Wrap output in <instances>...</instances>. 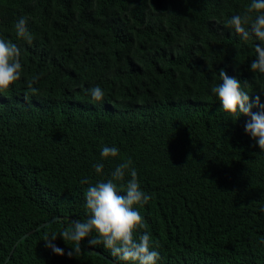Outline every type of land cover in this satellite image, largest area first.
Listing matches in <instances>:
<instances>
[{"label": "trees", "instance_id": "obj_1", "mask_svg": "<svg viewBox=\"0 0 264 264\" xmlns=\"http://www.w3.org/2000/svg\"><path fill=\"white\" fill-rule=\"evenodd\" d=\"M247 3L0 0V36L18 45L23 66L21 79L0 93V264H125L87 239L69 258L72 242L57 237L65 255H56L44 237L85 220L82 181L107 179L128 159L152 197L137 206L146 224L137 234L147 231L160 245L157 264H264V157L251 149L254 174L239 180L208 133L235 120L211 93L220 69L242 85L248 80L245 91L264 104V74L249 70L253 42L225 27ZM22 16L31 45L15 35ZM165 45L168 60L158 63ZM185 51L204 70L196 91L171 101L161 81ZM34 75L35 93L26 84ZM95 86L101 101L88 94ZM104 145L119 155L102 158Z\"/></svg>", "mask_w": 264, "mask_h": 264}, {"label": "clouds", "instance_id": "obj_2", "mask_svg": "<svg viewBox=\"0 0 264 264\" xmlns=\"http://www.w3.org/2000/svg\"><path fill=\"white\" fill-rule=\"evenodd\" d=\"M27 25V18L22 16L13 27L17 39L31 45L33 35ZM225 27L232 29L242 41L253 42L255 58L252 59L249 70L264 74V0H249L242 13L234 14L226 20ZM185 48L174 50L180 53ZM165 49L166 53L161 55L158 63L168 60L166 45ZM182 54L185 57H175L166 67L165 76L169 80L161 81L166 89L161 94L171 101L177 97L182 99L189 92L196 91L200 71L204 70L199 57L194 58L187 51ZM22 67L21 49L12 40L0 36V93L7 91L21 79ZM218 74L220 83H214L211 87V93L217 98L216 108L236 121L226 120L222 128L211 126L208 133H212V137L218 136L214 138L217 153L229 155V167L238 174V179L247 180V176L254 174L249 170L252 166L249 160L250 150H258L264 157V104L261 103L259 95L253 98L245 91L249 86L248 80H244L242 85L239 79L229 76L224 69H220ZM39 79V75H34L26 81L27 88L33 93L37 91L33 85ZM88 94L95 101L104 98V91L99 86L89 88ZM253 108L258 111L254 112ZM199 115L193 117L196 119ZM241 116L248 119L245 122L237 121ZM200 119L207 120L203 115H200ZM100 155L105 159L117 157L119 149L115 145H104ZM94 170L96 174H102L104 164H95ZM126 175L130 179L126 180ZM82 183L89 185L85 192L87 218L83 221H71L58 234L53 232L50 236L45 235V247L54 254L63 256L64 249L54 241L57 237L62 238L65 244L71 241L73 247L67 252L71 258L81 253V242L87 239L89 247L103 245L112 257L125 264H157L160 253L156 249L160 245L152 240L147 231L137 234L139 230L146 228L144 217L137 206L143 207L152 197L142 190L131 159L118 164L107 179H100L95 183L85 179ZM259 210L264 213V207ZM260 243L264 245V240Z\"/></svg>", "mask_w": 264, "mask_h": 264}, {"label": "water", "instance_id": "obj_3", "mask_svg": "<svg viewBox=\"0 0 264 264\" xmlns=\"http://www.w3.org/2000/svg\"><path fill=\"white\" fill-rule=\"evenodd\" d=\"M56 219H53L51 222H48L46 225H49L50 223L54 222ZM82 245V242H81ZM9 260V259H8Z\"/></svg>", "mask_w": 264, "mask_h": 264}, {"label": "bare ground", "instance_id": "obj_4", "mask_svg": "<svg viewBox=\"0 0 264 264\" xmlns=\"http://www.w3.org/2000/svg\"><path fill=\"white\" fill-rule=\"evenodd\" d=\"M179 260V259H178ZM180 262V261H179Z\"/></svg>", "mask_w": 264, "mask_h": 264}]
</instances>
